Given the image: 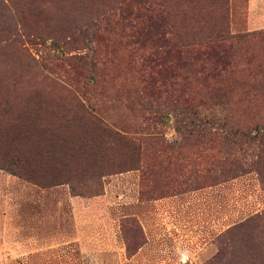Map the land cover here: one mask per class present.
<instances>
[{"label": "rangeland", "instance_id": "obj_1", "mask_svg": "<svg viewBox=\"0 0 264 264\" xmlns=\"http://www.w3.org/2000/svg\"><path fill=\"white\" fill-rule=\"evenodd\" d=\"M232 1L223 12L221 2L168 0L148 50L161 73L148 78L137 30L118 5L0 0V127L23 117L32 90L54 103L73 96L132 137L141 158L137 168L82 173L92 159L76 111H36L41 124L64 117L76 138L51 124L42 146L66 136L69 152L80 154L23 156L46 186L9 171L14 153L0 155V264H240L250 240L264 245V153L261 179L254 168L264 98L246 86L247 60L264 59V43L221 39L227 69L214 79L201 72L205 36L264 33L230 28L231 19L247 20L251 1L264 16V0ZM61 160L74 164L69 178L56 175ZM239 222L247 228L233 232Z\"/></svg>", "mask_w": 264, "mask_h": 264}, {"label": "trees", "instance_id": "obj_2", "mask_svg": "<svg viewBox=\"0 0 264 264\" xmlns=\"http://www.w3.org/2000/svg\"><path fill=\"white\" fill-rule=\"evenodd\" d=\"M109 1L108 5L112 3L119 6L121 13L124 17L129 18L128 25L131 28H134L136 31L135 43L138 48L141 50V61L144 65L145 74L148 78H151L152 75L160 74L161 72H154L152 68V59L150 54L154 50H151L155 45L153 43L154 37L150 36L151 29L155 27L157 20L168 12L167 10V1L168 0H105ZM211 3H222L223 12L226 9L227 0H210ZM240 36H253V38H258L259 42L264 43V33L261 32H245L244 35L239 34H219L214 36H205L199 42H208L205 46V50L202 53V60L204 65H201V72L204 71L207 74L206 76L212 77L213 79L220 76L221 72L227 69L228 64V47L224 45L220 40L231 37L233 39L240 38ZM257 36V37H254ZM159 39V37H157ZM147 51V53H146ZM162 56V53L159 57ZM254 57L250 56L247 60L249 75L253 76V81L251 84H246L250 87L253 96L260 95L264 98V59L257 60L258 63L255 65ZM209 65V67H207ZM207 67V68H206ZM160 69V66H158ZM231 68H229L230 70ZM160 71V70H159ZM24 108V115L21 119H9L6 121L5 125L0 127V155H8L14 153L17 157L15 160L10 161L15 168L10 169L9 171L12 174H15L19 177H22L30 182L39 183L41 185H49L50 182L42 184L38 179L41 176L37 175L35 172L36 169L27 170L24 165V157L35 156L41 152H49L50 155H55L56 153L62 154L68 157L72 155L77 156L80 154L79 151H73L69 147L66 140L68 133L73 135V130L69 131L70 124L64 119V117L59 120L55 117L53 120L49 121L47 124H41L36 122L37 113L36 111L42 109L43 106H51L55 110H71L76 111L74 116L71 118H77V126L81 128V132L87 137L81 142L84 147L88 150L87 156L91 157L92 163H88L90 159H83L87 162L85 168H81L82 173L92 171L96 176H102L105 174H112L121 172L124 170L137 168L141 162L140 158V146L138 143H135L132 137H129L119 130L113 128L107 124L103 119L98 116L93 110L89 109L83 102H81L76 97H70L67 100H60L54 103L53 101L48 102L44 95L39 92H34L22 102ZM51 124L57 126L59 134H65L64 140H60L59 146L55 147L53 144L47 143V146H42L43 140L39 138L41 134H50L52 133ZM76 140L75 136L72 137ZM257 150L255 154L254 168L257 174L261 179V166L263 162L261 158L264 153V129L262 132H259L257 135ZM58 141V140H57ZM92 146V152L90 151L88 144ZM106 145V146H105ZM46 147V150L44 149ZM75 149V148H74ZM117 149L124 151L122 157L113 159V155L116 154ZM81 150L82 149H75ZM21 158V159H20ZM1 161V160H0ZM60 165V171H57V176L65 175L66 178H69L68 175L71 174V167L74 164L69 160H61L58 162ZM4 166L0 165V168ZM8 169V168H7ZM67 180V179H66ZM262 182V180H261ZM69 189L73 192V195H77L80 192L75 190L73 185H69ZM252 220V219H251ZM248 224V221H247ZM246 223H237L233 225V232L244 230L247 228ZM251 246L249 247L250 252L247 254L249 260L240 262L241 259H237L236 262L240 264H264V245L256 243L254 244L253 240H250ZM253 254V255H252ZM246 258V259H247Z\"/></svg>", "mask_w": 264, "mask_h": 264}, {"label": "crops", "instance_id": "obj_3", "mask_svg": "<svg viewBox=\"0 0 264 264\" xmlns=\"http://www.w3.org/2000/svg\"><path fill=\"white\" fill-rule=\"evenodd\" d=\"M232 0H230V3L232 4ZM252 7L253 2L251 1ZM251 7V10L249 11L250 16H248L247 20H232L230 21V28L232 32L237 31H243V30H254L258 28L264 27V16L261 15V12L257 10L255 13ZM231 9V16L233 13V8ZM256 15V16H255ZM255 16V17H254ZM235 19V18H234Z\"/></svg>", "mask_w": 264, "mask_h": 264}]
</instances>
